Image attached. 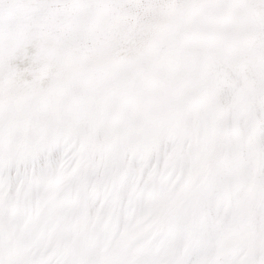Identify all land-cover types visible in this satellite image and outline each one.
<instances>
[{
	"label": "snow or ice",
	"instance_id": "obj_1",
	"mask_svg": "<svg viewBox=\"0 0 264 264\" xmlns=\"http://www.w3.org/2000/svg\"><path fill=\"white\" fill-rule=\"evenodd\" d=\"M0 264H264V0H0Z\"/></svg>",
	"mask_w": 264,
	"mask_h": 264
}]
</instances>
